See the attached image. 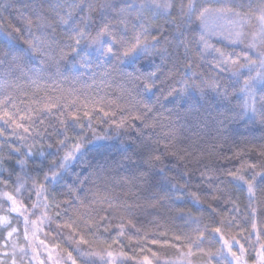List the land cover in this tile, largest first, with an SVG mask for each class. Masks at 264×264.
I'll return each instance as SVG.
<instances>
[{
    "label": "snow or ice",
    "instance_id": "snow-or-ice-1",
    "mask_svg": "<svg viewBox=\"0 0 264 264\" xmlns=\"http://www.w3.org/2000/svg\"><path fill=\"white\" fill-rule=\"evenodd\" d=\"M228 2L2 6L19 23L0 22V248L19 238L21 218L28 242H12L11 264H127L125 237L175 247L179 261L166 264H191L196 253L205 264H264V0L247 11ZM213 14L225 23L209 25ZM73 71L114 95L22 89ZM188 200L209 220L181 211L197 225L193 236H140L138 213ZM52 224L69 248L39 238ZM183 240L187 252L175 243ZM52 249L64 255L53 262Z\"/></svg>",
    "mask_w": 264,
    "mask_h": 264
},
{
    "label": "trees",
    "instance_id": "trees-1",
    "mask_svg": "<svg viewBox=\"0 0 264 264\" xmlns=\"http://www.w3.org/2000/svg\"><path fill=\"white\" fill-rule=\"evenodd\" d=\"M9 2V0H0V22L3 24H18L19 20L17 18V12L14 8H10L7 11L3 10V5L5 3ZM31 2V0H17L16 7L17 8H23L24 4ZM228 2V0H199V3L203 5L204 7L208 8H219L224 3ZM259 3V0H230L228 2L229 7L237 8L238 10L247 11L249 6H255ZM243 5V8L240 9L239 6ZM209 25H215V24H222L225 23L223 20H218L217 17L213 14L210 15L208 18ZM215 42V41H214ZM239 49H237L238 51ZM204 71H208L207 67H205ZM68 77L65 79L64 77ZM75 79L76 82H73ZM90 86V87H89ZM22 89L24 92L27 93L28 97H31L33 94L36 95H44L45 93L50 95H56L59 91L64 90H70L74 89L75 94L79 95L81 97H84L87 95H96L97 92H99L100 95L105 94H111L114 95L113 89L110 88H103V90H100L98 87V82L94 83L91 78V73H84L81 74V72H65L64 76H56L53 79H48L45 81H41L39 88L37 89L36 86L30 85V84H24L22 83ZM17 95H19L17 93ZM166 107H170V105H166ZM205 115H214V109L212 107H209L208 104L204 105V108L202 109ZM183 123V122H181ZM195 121H193L192 124L185 125V128L191 129L194 127ZM186 134L191 135V132H187ZM259 135V133H257ZM6 154V152H5ZM129 188L128 185H122L116 188V191L118 193L123 194V192L127 191ZM142 196H146V193H141ZM238 195V194H237ZM189 210L192 211V214L194 216H202L203 217V224L209 223L207 212H200L197 209H195L192 205L191 200H188L184 203H175V204H166L157 210L148 209L146 212L138 213L135 218V223L137 224V227H140L142 229L140 236L142 237L144 233L146 232L149 236L153 235H159V233H166V237H161V239H168L169 241H172V238L175 235H181V236H193L194 230L197 227V225L189 222L187 218L181 219L180 213L188 212ZM32 219H35V217H32ZM55 224H52L51 231L45 227V232H48V235H45V233L40 234V239L45 240V243L51 248L52 245L59 244L60 249L69 248L68 242L63 239V237H58L55 231ZM134 229L129 230V234L131 235L132 232H134ZM67 230H65L66 234ZM115 233H113L114 235ZM175 243H178L181 245L183 251L187 252L186 244L188 243L187 240L183 241H177ZM210 245L208 243H205L202 245L203 248L207 249ZM212 247H215V245H212ZM141 248H150L153 251L157 252V257L153 258L151 257V253H142L140 251ZM55 252L62 256L64 253L62 251H58L56 249ZM70 250V249H69ZM123 251L127 253L129 257H133L134 259H130L127 261V264H136V260L142 257L144 254H148L151 259H153V264H166L168 261L176 262L179 261V253L177 252V249L175 247L170 246V244H164V245H151L150 243H145L144 241H141L138 245L136 243V238L133 237L131 242L130 240L125 237L124 238V247ZM253 253V258H254ZM191 260V264H205L206 257L203 256L200 253L194 254L192 257L188 258Z\"/></svg>",
    "mask_w": 264,
    "mask_h": 264
},
{
    "label": "rangeland",
    "instance_id": "rangeland-1",
    "mask_svg": "<svg viewBox=\"0 0 264 264\" xmlns=\"http://www.w3.org/2000/svg\"><path fill=\"white\" fill-rule=\"evenodd\" d=\"M40 234L41 233L38 234L39 235V238H40ZM30 239H31V237H30ZM12 242H15L17 245H27V243H28L27 241H25L23 239V224H22V218H21V227H20V235H19V238H17V237L14 236L13 237V240L9 242V246H8L7 249L0 248V253H2L4 251H7L9 253V256L5 258V264H11V251H12L11 244H12ZM33 243L35 244L37 250L39 251L41 259H44L45 261H47V255H48V253L43 250V247L39 244L38 241H34ZM29 254H31V253H29ZM52 254H53V262L55 260L59 259L60 256L53 249H52ZM16 255H17V260L19 261V258H20V255H21V253L19 252V250H17V254ZM33 264H38V262H33Z\"/></svg>",
    "mask_w": 264,
    "mask_h": 264
}]
</instances>
